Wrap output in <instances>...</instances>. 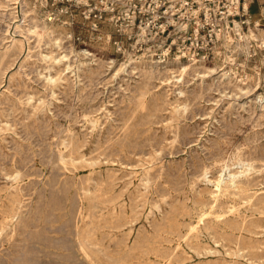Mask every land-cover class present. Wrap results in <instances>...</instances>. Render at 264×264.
I'll use <instances>...</instances> for the list:
<instances>
[{
  "label": "rangeland",
  "instance_id": "1",
  "mask_svg": "<svg viewBox=\"0 0 264 264\" xmlns=\"http://www.w3.org/2000/svg\"><path fill=\"white\" fill-rule=\"evenodd\" d=\"M0 4V214L12 199L22 205L14 238L0 236V264H87L74 241L78 207L87 195L84 203L91 202L98 223L112 236L103 240L104 264H138L148 256L156 264L172 251L178 264H264V105L256 101L264 91L258 76L261 58H254L252 72L244 77L222 62L228 72L222 81L220 71L195 75L192 70L202 73L203 67L189 62L195 68L188 74L175 79L164 74L168 79L163 82L151 79L142 107L137 105L143 83L138 59H158L146 53L119 57L105 43L80 49L58 24L41 16L34 0H29L34 17L24 14L21 0ZM34 23L57 26L59 44L33 30ZM254 33L264 39V26ZM250 46L255 54L258 48ZM168 60H158L160 68ZM119 62L128 73H115ZM67 138L74 153L63 149L64 168L58 149ZM236 152L240 160L232 159ZM230 172H238L233 183ZM243 195L250 198L246 203ZM203 210L212 211L186 236ZM112 211V221L99 217Z\"/></svg>",
  "mask_w": 264,
  "mask_h": 264
},
{
  "label": "built area",
  "instance_id": "2",
  "mask_svg": "<svg viewBox=\"0 0 264 264\" xmlns=\"http://www.w3.org/2000/svg\"><path fill=\"white\" fill-rule=\"evenodd\" d=\"M48 22L80 49L105 43L116 56L146 53L171 58L224 61L238 77L252 72L254 58L264 88V40L245 59L239 48L251 19L253 0H34Z\"/></svg>",
  "mask_w": 264,
  "mask_h": 264
},
{
  "label": "bare ground",
  "instance_id": "3",
  "mask_svg": "<svg viewBox=\"0 0 264 264\" xmlns=\"http://www.w3.org/2000/svg\"><path fill=\"white\" fill-rule=\"evenodd\" d=\"M12 1V0H11ZM20 1V0H19ZM15 3V2H14ZM19 3V2H18ZM21 3H22V5H24L25 6V8H24V14L25 15H27L26 13H29L31 16H33L34 17V15H32L33 13H35L34 12V9H33V6L31 7V5L33 4H31L30 5V7H29V0H21ZM0 5H2V4H0ZM10 5V4H9ZM14 5V4H13ZM15 5H17V4H15ZM10 7V6H9ZM34 7H35V5H34ZM1 8H4V7H1ZM14 9V8H13ZM17 9V8H16ZM36 9V8H35ZM11 11H12V9H11ZM15 11V10H14ZM16 12V11H15ZM39 15V14H38ZM16 16V15H15ZM28 16V15H27ZM33 17H31V20L33 21V22H35V19H33ZM44 20V19H43ZM33 30L35 29V30H37L40 34H45L46 36H48L51 40H53V42L56 44V45H58L59 44V41H60V38H59V28H57V26L55 27L53 24H51V23H34L33 24ZM260 27H262L261 26V24L260 23H258V21L257 22H255V24L253 25V26H249L248 27V29H247V31L242 35V39H243V41L242 42H239V44H238V46H239V48L243 51V53L245 54V57H247L248 58V56L249 55H252V53H250L249 51H250V48L248 49V46H250L251 47V49H253V51L256 49V47L258 48L259 46H260V44H261V42L264 40L262 37H260V35L258 34H256V33H254L256 30H257V28H260ZM29 30H31V29H29ZM36 32V31H35ZM259 32V31H258ZM29 33V32H28ZM263 33V32H262ZM23 34V33H22ZM40 37V36H39ZM65 38V37H64ZM43 41V40H42ZM21 42V41H20ZM20 42H19V44H20ZM70 42V41H69ZM23 43H24V41H23ZM14 44H15V42H14ZM21 45V44H20ZM24 46V45H23ZM6 47H7V45H6ZM101 49H104L105 48V46H99ZM59 48V47H58ZM12 50V49H11ZM76 50V49H75ZM19 51V50H18ZM86 51V50H85ZM20 52V51H19ZM89 52V51H88ZM99 52H101V51H99ZM98 52V53H99ZM5 53V52H4ZM15 53V52H14ZM61 53V52H60ZM96 53V52H91L89 55L90 56H92V57H95L96 55H98L99 57L98 58H101V55H99V54H101V53ZM255 53V52H254ZM1 54V53H0ZM8 54V53H7ZM12 54V53H11ZM83 54V53H82ZM128 54V53H127ZM53 55H55V54H53ZM64 55V54H63ZM79 55V54H78ZM14 56V55H13ZM45 56V55H44ZM62 56V55H61ZM87 56V55H86ZM85 56V57H86ZM131 56V55H130ZM46 57V56H45ZM63 57V56H62ZM66 57H68V56H66ZM139 57V56H138ZM7 58V57H6ZM52 58H54V57H52ZM63 58H65V57H63ZM74 58V57H73ZM79 58V57H78ZM132 58V57H131ZM246 58V59H247ZM66 59V58H65ZM68 59V58H67ZM105 59V58H104ZM53 60V59H52ZM51 60V61H52ZM77 60V59H76ZM91 60H92V58H91ZM120 60V59H119ZM129 60V59H128ZM136 60V59H135ZM255 61H256V59H254ZM55 61V60H54ZM60 61V60H59ZM63 61V60H62ZM95 60H93V62H94ZM113 60H108V61H105V62H107V63H111ZM254 61V62H255ZM68 62H69V60H68ZM82 62V61H81ZM98 61H96V63H97ZM115 62V61H114ZM124 62V61H123ZM123 62H119V65L117 66V68H116V72L115 73H117L118 71H123V72H127V70H126V64H124ZM190 61H187V62H183V60H180V59H178V58H171L170 60H168V63H166L164 66H163V68H160V63H159V61L158 60H155V59H153V58H151V57H146L145 55H141L140 57H139V59H138V67L137 68H140V70H141V72H142V76H143V78H142V82L143 83H141V85H140V87H139V89H138V92H137V99H138V103H137V105L138 106H144L145 104H146V101H145V95L146 94H148L149 93V91H150V89H151V79H153V78H158V79H160V81H165V80H167L168 78H163L164 77V74L165 75H167V74H170L173 78L175 77V76H179V75H184V74H188V70L189 69H191V68H195V66H192L190 63H189ZM222 62L225 64V62L224 61H217V60H211L210 62H206V61H197V64L199 65V66H202L203 67V71H202V73L198 70V71H196V70H192L193 71V73L195 74V75H198V76H200V77H204L205 75H208L209 73H215V72H218V71H220V75H219V77H222V79H221V81L225 78L226 79V76L228 75V72H227V70L226 69H224V66H223V64H222ZM60 63V62H59ZM90 63V62H89ZM95 63V62H94ZM93 63V64H94ZM95 63V64H96ZM191 63H196V62H191ZM9 64V63H8ZM69 64V63H68ZM81 64V63H80ZM86 64V63H85ZM84 64V65H85ZM74 65V64H73ZM77 65V64H76ZM106 65V64H105ZM112 65V64H111ZM116 65V64H115ZM128 65V64H127ZM253 66H255V65H253ZM0 67H1V65H0ZM69 67V66H68ZM77 67V66H76ZM9 68V67H8ZM78 68H80V67H78ZM110 68V67H109ZM113 68V67H112ZM46 69V68H45ZM74 69V68H73ZM77 69V68H76ZM72 70V69H71ZM86 70V69H85ZM94 70V69H93ZM50 71V70H49ZM54 71V70H53ZM229 71V70H228ZM60 72V71H59ZM132 72L134 73V72H136V70L135 69H133L132 70ZM61 73V72H60ZM60 73H57L56 75H58V74H60ZM128 73V72H127ZM161 73H162V75H161ZM190 73V72H189ZM255 73V72H254ZM259 73V72H258ZM5 74V73H4ZM49 74V73H48ZM253 74V73H252ZM82 75V74H81ZM116 75V74H115ZM118 75V74H117ZM248 75V74H247ZM253 75H256V74H253ZM59 76V75H58ZM57 76V77H58ZM128 76V75H127ZM258 76H260V75H258ZM47 77V76H46ZM50 77V76H49ZM52 77V76H51ZM136 77H137V75H136ZM135 77V78H136ZM229 77V76H228ZM3 78V77H2ZM77 78H78V74H77ZM182 78V77H181ZM197 78V77H196ZM217 78V77H216ZM230 78V77H229ZM228 78V79H229ZM248 78V77H247ZM171 79V78H170ZM175 79V78H174ZM180 78H177L176 80H179ZM184 79V78H183ZM204 79V78H203ZM212 79H213V77H212ZM47 80V79H46ZM61 80V79H60ZM193 80V79H192ZM191 80V81H192ZM236 80V79H235ZM244 80H245V78H244ZM256 80V79H255ZM153 81V80H152ZM196 81V80H195ZM49 82V81H48ZM56 82V81H55ZM186 82H187V80H186ZM244 82V81H243ZM260 82V81H259ZM258 82V83H259ZM162 84H165V83H162ZM170 84H171V81H170ZM187 84H189V83H187ZM194 84V83H193ZM224 84V83H223ZM55 85V84H54ZM57 85V84H56ZM182 85V84H181ZM180 85V86H181ZM218 85V84H217ZM53 86V85H52ZM228 86V85H227ZM261 86V85H260ZM176 87H177V85H176ZM184 87V86H183ZM188 87V86H187ZM243 87V86H242ZM181 88V87H180ZM260 88V87H259ZM182 89V88H181ZM187 89V88H186ZM238 89L239 90H241V91H244L241 87H238ZM254 90V89H253ZM182 90H180V92H181ZM8 92V91H7ZM235 92V91H234ZM182 93H184L185 94V92H182ZM179 94V93H178ZM224 94V93H223ZM221 95V94H220ZM28 97V96H27ZM177 98V97H176ZM25 99V98H24ZM32 99V98H31ZM178 99V98H177ZM252 99V98H251ZM26 101H27V99H26ZM32 101V100H31ZM256 101L258 102V104L260 103L261 105H264V91H260V92H258L257 93V95H256ZM22 102V101H21ZM39 103V102H38ZM176 103V102H175ZM24 104V103H23ZM176 104H178V103H176ZM259 104V105H260ZM30 105V104H29ZM32 105V104H31ZM38 105H40V104H38ZM173 105V104H172ZM179 105V104H178ZM41 106H43L42 104H41ZM257 106V105H256ZM15 107V106H14ZM36 107V106H35ZM260 107V106H259ZM17 108V107H16ZM41 109V108H40ZM263 110V109H262ZM27 112V111H26ZM32 113V112H31ZM37 115V114H36ZM34 117V116H33ZM92 122V121H91ZM90 122V123H91ZM94 123H95V121H94ZM93 124V123H92ZM69 125V124H68ZM72 133V132H71ZM70 133V134H71ZM74 133V132H73ZM69 134V133H68ZM70 138V137H69ZM71 139V138H70ZM127 139V138H126ZM80 141V140H79ZM122 141V140H121ZM61 143V142H60ZM114 144V143H113ZM122 144V143H121ZM123 145V144H122ZM58 146V145H57ZM56 146V147H57ZM72 141L70 140H68V138H67V141H66V139L62 142V148L61 149H58L59 151V159H60V161H61V164H62V166L64 167V168H67V162H65V160L63 159V157H64V154H63V152H64V150L65 149H67V153H68V155L70 156L71 155V153H74V152H72ZM115 146V145H114ZM124 146V145H123ZM75 147V146H74ZM125 147V146H124ZM103 148V147H102ZM115 148V147H114ZM120 148V147H119ZM123 148V147H122ZM126 148V147H125ZM64 149V150H63ZM74 149V148H73ZM113 150V149H112ZM119 150H121V149H119ZM75 151V150H74ZM83 151V150H82ZM126 151V150H125ZM76 153V152H75ZM79 153V152H78ZM99 153V152H98ZM85 154V156H86V153H84ZM236 155H233L232 156V159H238V160H240L241 159V157H240V155H239V152H236L235 153ZM66 155V154H65ZM80 155V154H79ZM82 155V154H81ZM101 155V154H100ZM112 156H113V154H112ZM87 157V156H86ZM99 157V156H98ZM68 158V157H67ZM71 158V157H70ZM76 158H77V155H76ZM96 158V157H95ZM228 158V157H227ZM66 159V158H65ZM80 159V158H79ZM79 159H78V161H79ZM83 159H85V157L83 158ZM70 159H68V161H69ZM72 160V159H71ZM92 160V159H91ZM97 160V159H96ZM95 160V161H96ZM100 160V159H99ZM111 160H112V158H111ZM231 160V159H230ZM77 161V162H78ZM80 161H82V160H80ZM94 161V160H93ZM92 161V162H93ZM119 161V160H118ZM228 161V160H227ZM244 160H242V162H243ZM246 161V160H245ZM73 162H75L74 160H73ZM76 162V164H78ZM85 162V161H84ZM241 162V163H242ZM247 162V161H246ZM81 163V162H80ZM82 163H83V161H82ZM99 163V162H98ZM97 163V164H98ZM240 163V162H239ZM70 164H72V162H70ZM75 163H73V165H74ZM75 164V165H76ZM87 164H88V162H87ZM91 164V163H90ZM89 164V165H90ZM229 164V163H228ZM238 164V163H237ZM255 164V163H254ZM85 165V164H84ZM102 165V164H101ZM105 165H106V163H105ZM227 165V164H226ZM231 165V164H230ZM229 165V166H230ZM246 165V164H245ZM250 165V164H249ZM249 165L246 167V169H244L243 171H245V170H247L248 168H249ZM252 165H253V163H252ZM79 166V165H78ZM93 166V165H92ZM99 166V165H98ZM228 166V167H229ZM80 167H81V164H80ZM90 167V166H89ZM95 167V166H94ZM139 167V166H138ZM82 168V167H81ZM227 168V167H226ZM253 168V167H252ZM71 169V168H70ZM84 169V168H83ZM150 169V168H149ZM207 169V168H206ZM205 169V170H206ZM64 170V169H63ZM237 170H239V169H237ZM254 170V169H253ZM66 171V170H65ZM64 171V172H65ZM94 171V170H93ZM98 171V170H97ZM145 171V170H144ZM243 171H240V173L241 172H243ZM92 172V171H91ZM96 172V171H95ZM255 172V171H254ZM94 173V172H93ZM148 173V172H147ZM235 173H238V172H234V173H229L230 175H229V177L228 178H230V182H232L233 181V179L236 177V175H235ZM66 174V173H65ZM143 174V173H142ZM244 174V173H243ZM68 175H70V174H68ZM91 176L93 175V174H90ZM145 175V174H144ZM223 175V174H222ZM16 177H18L19 176V172L15 175ZM71 176V175H70ZM146 176V175H145ZM250 176V175H249ZM21 177V176H20ZM98 177V176H97ZM141 177V176H140ZM148 178H149V176H148ZM17 179V178H16ZM84 179V178H83ZM93 179V178H92ZM109 179V178H108ZM142 179V178H141ZM239 179V178H238ZM24 180V179H23ZM81 180V179H80ZM98 180V179H97ZM205 180V179H204ZM236 180V179H235ZM54 181H56V180H54ZM103 181V180H102ZM142 181V180H141ZM149 181H150V179H149ZM216 181V180H215ZM229 181V180H228ZM27 182V181H26ZM43 182V181H42ZM75 182V181H74ZM81 182H82V180H81ZM147 182V181H146ZM229 182V183H230ZM236 182V181H235ZM14 183V182H13ZM59 183V182H58ZM97 183V182H96ZM106 183V182H105ZM207 183V182H206ZM214 183V182H213ZM233 183V182H232ZM29 184V183H28ZM77 184H79V183H77ZM85 184V183H84ZM100 184V183H99ZM98 184V185H99ZM142 184V183H141ZM219 181H217V183H216V186L218 187L219 186ZM237 184V183H236ZM235 184V185H236ZM17 185V184H16ZM19 185H20V183H19ZM60 185V184H59ZM101 185V184H100ZM104 185V184H103ZM213 185V184H212ZM230 185H232V184H230ZM234 185V184H233ZM239 185H241L240 183H239ZM55 186V185H54ZM80 186V185H79ZM245 186V185H244ZM21 187V186H20ZM26 187V186H25ZM24 187V188H25ZM76 187V186H75ZM222 187V186H221ZM235 187V186H234ZM238 187V186H237ZM247 187V186H246ZM19 188V187H18ZM34 188H36V187H34ZM151 188V187H150ZM226 188V187H225ZM229 188V187H228ZM239 188H241V187H239ZM78 189V188H77ZM82 189H83V191H84V194L85 195H87L88 194V192H87V194L85 193V187H82ZM96 189V188H95ZM98 189V188H97ZM102 189V188H101ZM105 189V188H104ZM244 189H246V188H244ZM252 189V188H251ZM18 190V189H17ZM23 190V189H22ZM27 190V189H26ZM91 190V188L89 189V191ZM145 190V189H144ZM228 190V189H227ZM7 191V190H6ZM15 191V190H14ZM80 191H82V190H80ZM242 191V190H241ZM22 192V191H21ZM25 192V191H24ZM34 192V191H33ZM95 192V191H94ZM109 192V191H108ZM145 192H146V190H145ZM151 192V191H150ZM246 192H248V191H246ZM7 193V192H6ZM19 193V192H18ZM96 193V192H95ZM9 194V193H8ZM12 194V193H11ZM16 195H17V193H15ZM25 194V193H24ZM91 194V193H90ZM99 194V193H98ZM145 194V193H144ZM219 194V193H218ZM1 195V194H0ZM80 195V194H79ZM96 195V194H95ZM100 195V194H99ZM103 195V194H102ZM230 195V194H229ZM229 195H227V196H229ZM242 195V194H241ZM10 196V195H9ZM25 196V195H24ZM83 196V195H82ZM88 196V198H84V200H82L81 201V205H79V207H78V211H77V215H78V219L76 220V222H75V225H74V241H75V243H76V250H77V252H78V254L87 262V264H104V263H102L101 262V256H100V253H102L103 255L104 254H107V249L105 248V246H103V240L104 239H106V240H108V238L111 236V232H106L105 231V229L107 228H105L104 226H102L101 224H103V223H101L100 222V224L98 223V220L100 221V219H98V216L97 215H95V210L93 209V207L94 206H92V204H91V202L89 203V202H85L84 203V201H87V199H89L90 197V195H87ZM97 196V195H96ZM101 196V195H100ZM99 196V197H100ZM218 196V195H217ZM235 196H236V194H235ZM238 196V195H237ZM12 197V196H11ZM14 197H16V196H14ZM21 197V196H20ZM85 197V196H84ZM165 197V196H164ZM220 197V196H219ZM4 198V197H3ZM95 198H97V197H95ZM103 198H104V196H103ZM102 198V199H103ZM239 198V197H238ZM241 198H245V200H243L242 202H244L245 201V203L247 202V201H249V196L248 195H243ZM254 198V197H253ZM253 198H252V200H253ZM20 199V198H19ZM24 199V198H23ZM80 199V198H79ZM92 199V198H91ZM106 199V198H105ZM104 199V200H105ZM113 199V198H112ZM145 199V198H144ZM230 199V198H229ZM232 199V198H231ZM161 200V199H160ZM17 201H18V199H17ZM89 201V200H88ZM100 201V200H99ZM224 201V200H223ZM22 202V201H21ZM236 202H238V201H236ZM4 203V202H3ZM9 203V202H8ZM14 203H15V200H13L12 199V201L10 202V204H9V208L8 209H6V210H4V211H2L1 212V214H0V236H2V235H6V234H8V233H10V237H13L14 238V234H15V232H16V223H17V219H18V215L20 214V209L22 208V205H21V203L18 205V206H16V205H14ZM25 203V202H24ZM251 203V202H250ZM262 203V202H261ZM104 204V203H103ZM215 204V203H214ZM230 204H232V203H230ZM244 204V203H243ZM100 205V204H99ZM206 205V204H205ZM101 206V205H100ZM213 206V205H212ZM239 206V205H238ZM3 207V206H2ZM17 207V208H16ZM209 207V206H208ZM208 207H206V208H208ZM234 207H235V205H234ZM253 207V206H252ZM1 208V207H0ZM5 208V207H4ZM101 208V207H100ZM240 208H242V207H240ZM102 209V208H101ZM209 209V208H208ZM226 209V208H225ZM114 210V209H113ZM212 210H214V207H213V209ZM211 210V211H212ZM217 210V209H216ZM230 210V209H229ZM240 210V209H239ZM107 211V210H106ZM109 211H110V209H109ZM203 211H206V210H203ZM211 211H206L205 213H202V214H200L199 215V219L197 220V222L193 225H191L190 227H189V229H188V231H187V233H186V236H189V234L193 231V230H195V229H197L198 228V225L200 224V222L202 221V220H204V218L205 217H208L210 214H211ZM232 211V210H231ZM242 211V210H241ZM98 212V211H97ZM102 212V211H101ZM100 212V216L99 217H102L103 215L104 216H107V217H110V220L112 221L113 219H111V218H113L114 217V215L116 214L115 212L116 211H112V212H108L107 214H105V213H101ZM104 212V211H103ZM149 212V211H148ZM202 212V211H201ZM119 213H120V211H119ZM240 213V212H239ZM252 213V212H251ZM147 214V213H146ZM219 214V213H218ZM244 214V213H243ZM242 214V216H243V219L246 217H244V215ZM261 214V213H260ZM148 215V214H147ZM216 215V214H215ZM259 215V214H258ZM219 216V215H218ZM221 216V215H220ZM222 216H225V215H222ZM230 216V215H229ZM260 216V215H259ZM222 218V217H221ZM231 218V217H230ZM247 218V217H246ZM107 219V218H106ZM123 219V218H122ZM127 219V218H126ZM130 219V218H129ZM105 221V220H104ZM126 221V220H125ZM260 221H262V220H260ZM263 222V221H262ZM24 223V222H23ZM105 223H106V221H105ZM123 223V222H122ZM130 223V222H129ZM179 223V222H178ZM109 224V223H108ZM120 224V223H119ZM225 224V223H224ZM259 224V223H258ZM263 224H264V222H263ZM112 225V224H111ZM256 225V224H255ZM113 226V225H112ZM222 226V225H221ZM120 228V227H119ZM133 228V227H132ZM224 228V227H223ZM262 228V227H261ZM129 229V228H128ZM200 229V228H199ZM17 230H18V228H17ZM108 230V229H107ZM132 230V229H131ZM150 231V230H149ZM173 231V230H172ZM197 231V230H196ZM227 231V230H226ZM233 231V230H232ZM126 232V231H125ZM129 232H130V230H129ZM137 232V231H136ZM138 232H139V230H138ZM185 232V231H184ZM230 232V231H229ZM17 233V232H16ZM146 233H149V232H146ZM227 233V232H226ZM241 233V232H240ZM129 234V233H128ZM234 234H236V233H234ZM245 234V233H244ZM207 235H208V233H207ZM237 235V234H236ZM241 235H243V233L241 234ZM252 235V234H251ZM114 236V235H113ZM167 236V235H166ZM203 236V235H202ZM233 236V235H232ZM244 236H246V234L244 235ZM112 237V236H111ZM175 237V236H174ZM183 237H185V236H183ZM182 237V238H183ZM235 237V236H234ZM247 237V236H246ZM117 238V237H116ZM119 238V237H118ZM240 238V237H239ZM255 238V237H254ZM9 239V238H8ZM173 239V238H172ZM184 239V238H183ZM187 239V238H186ZM238 239V238H237ZM245 239H247V238H245ZM258 239V238H257ZM125 240V239H124ZM123 240V241H124ZM188 240V239H187ZM200 240V239H199ZM125 241H127V240H125ZM179 241H180V239H179ZM184 241V240H183ZM246 241V240H245ZM8 242V241H7ZM10 242V241H9ZM190 242V241H189ZM214 242V241H213ZM247 242V241H246ZM184 243V242H183ZM216 243V242H215ZM222 243V242H221ZM221 243H220V245H221ZM229 243H230V241H229ZM259 243V242H258ZM124 244V243H123ZM133 244V243H132ZM181 244V243H180ZM234 244V243H233ZM232 244V245H233ZM238 244V243H237ZM182 245V244H181ZM239 245V244H238ZM254 245V244H253ZM151 246V245H150ZM261 246H264V245H261ZM93 247H95V248H93ZM169 247V246H168ZM260 247V246H259ZM61 248H63V247H61ZM187 248H189V246H187ZM252 248V247H251ZM260 248H262V247H260ZM260 248H258V249H260ZM64 249V248H63ZM182 249H183V246H182ZM193 249V248H192ZM217 249V248H216ZM240 249V248H239ZM244 249V248H243ZM254 249V248H253ZM106 250V251H105ZM136 250V249H135ZM141 250V249H140ZM180 250V249H179ZM178 250V251H179ZM184 250V249H183ZM247 250H249V249H247ZM124 251V250H123ZM189 251V250H188ZM207 252V251H206ZM218 252V251H217ZM109 253V252H108ZM238 253V252H237ZM236 253V254H237ZM243 253H244V251H243ZM101 254V255H102ZM163 254V253H162ZM210 254V253H209ZM231 254V253H230ZM235 254V253H234ZM242 254V253H241ZM240 254V255H241ZM109 255V254H108ZM190 255V254H189ZM201 255V254H200ZM228 255H229V253H228ZM237 255H239V254H237ZM236 255V256H237ZM105 256V255H104ZM104 256H103V258H104ZM178 256V255H177ZM181 256V255H180ZM198 256V255H197ZM243 256V255H242ZM62 257V256H61ZM106 257V256H105ZM149 257V256H148ZM148 257H145V258H141V259H138L137 260V263L138 264H153V262H151L150 260H149V258ZM159 257V256H158ZM233 257H235V255L233 256ZM240 257V256H239ZM244 257V256H243ZM254 257V256H253ZM262 257H264V256H262ZM63 258L65 259V258H67V256L66 257H64L63 256ZM70 258H72L71 256H70ZM76 258V257H75ZM77 258H78V256H77ZM231 258V257H230ZM248 258V257H247ZM252 258V257H251ZM109 259H110V257H109ZM258 259L259 258H257V261H258ZM67 260V259H66ZM119 260V259H118ZM238 260V259H237ZM247 260V259H246ZM249 260V259H248ZM247 260V261H248ZM60 261V260H59ZM69 262V261H68ZM74 262V261H73ZM188 262V261H187ZM250 262V261H249ZM254 262H256V261H254ZM60 263V262H59ZM58 263V264H59ZM67 263V262H66ZM119 263H123V264H128L127 262H124V261H121V262H119ZM131 263V262H130ZM179 263V259H176V252L175 251H172L171 253H169L166 257H164L162 260H160L159 262L157 261V263L156 264H178ZM226 263H227V261H226ZM229 263V262H228ZM61 264H62V262H61ZM70 264V263H69ZM188 264V263H187ZM230 264V263H229ZM248 264V263H247Z\"/></svg>",
  "mask_w": 264,
  "mask_h": 264
},
{
  "label": "crops",
  "instance_id": "4",
  "mask_svg": "<svg viewBox=\"0 0 264 264\" xmlns=\"http://www.w3.org/2000/svg\"><path fill=\"white\" fill-rule=\"evenodd\" d=\"M250 14L252 21H258L264 26V0H253L250 3Z\"/></svg>",
  "mask_w": 264,
  "mask_h": 264
}]
</instances>
